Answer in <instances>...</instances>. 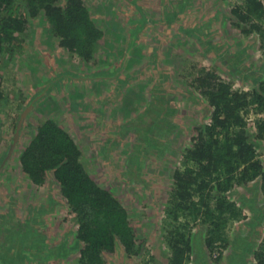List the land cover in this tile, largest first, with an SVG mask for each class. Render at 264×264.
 <instances>
[{
  "label": "rangeland",
  "instance_id": "rangeland-1",
  "mask_svg": "<svg viewBox=\"0 0 264 264\" xmlns=\"http://www.w3.org/2000/svg\"><path fill=\"white\" fill-rule=\"evenodd\" d=\"M82 1L103 32L90 61L58 47L40 17L19 37L21 44L12 51V58L4 59L0 72V90L6 98L0 101V264H17L21 255L23 264H79L82 244L76 241V220L52 173L35 186L18 161L36 122L47 119L72 137L85 171L127 210L136 243L143 244L140 256L127 255L119 245L106 254L107 264H168L163 219L173 171L182 151L192 145L195 128L208 122L206 101L198 89L189 87L190 81L206 69L232 83L234 90H250V81H240L233 69L259 70L264 65V42L255 31L245 33L249 24L240 23L232 13L238 0ZM141 17L152 23L145 22L130 62L124 65L123 58H129L126 46L131 45L133 30H140ZM240 52L241 63L234 59ZM59 75L65 76L57 79ZM45 91L29 110L6 159L15 131L12 126L33 96ZM151 94H168L175 110L168 115L173 126L155 136L157 147L146 140L151 114L139 116ZM257 118L261 117L253 114L247 119L252 135ZM261 156L264 163V148ZM237 191L250 197L243 188ZM263 199L258 193L257 204ZM245 213L246 219L232 226L238 235L252 217ZM258 231L261 243L264 218ZM29 240L34 248L43 247L41 260L38 249L31 251L37 257L33 258L26 247Z\"/></svg>",
  "mask_w": 264,
  "mask_h": 264
},
{
  "label": "trees",
  "instance_id": "trees-1",
  "mask_svg": "<svg viewBox=\"0 0 264 264\" xmlns=\"http://www.w3.org/2000/svg\"><path fill=\"white\" fill-rule=\"evenodd\" d=\"M187 1L181 0L182 3ZM232 13L240 23L249 24L245 33L255 31L264 42V0H238ZM37 17L46 23L48 33L58 47L84 62L93 58L103 32L82 0H0V72L4 59L12 58V51L21 44L19 37L27 33L30 22ZM139 20L143 23L140 30H133L134 38L125 49L129 58H123L124 65L130 62L143 25L146 21L152 23L145 17ZM241 54L234 57L239 63ZM236 68L234 74L242 82L249 80L250 90H234L232 83L219 79L217 74L206 69H200L190 81L189 87L198 89L206 101L208 122L195 128L192 145L182 151L180 164L173 171L163 219L168 264H187L189 260L196 261V264L218 262L228 246L232 250L227 257L228 263L237 264L248 250L247 244L244 245L248 239L238 234L231 239L229 234L233 224L246 219L245 210L254 216L253 227L263 221L264 199L262 204H257L256 200L258 193L264 197L261 156L264 148V65L257 71ZM119 69H114V76ZM63 76L59 75L57 79ZM47 93H43L39 100ZM153 96H149L145 111L139 116L151 114V122L145 128L146 135H149L146 140L147 144L157 147L155 136L166 134L165 130L173 126L168 115L175 110L168 94ZM4 100L6 98L0 90V101ZM253 114L261 117L254 120L255 135L250 133L247 121ZM17 122L12 128H16ZM36 126L18 161L22 172L35 186H41L47 173H52L76 220V241L82 244L78 249L79 264H107L106 254L113 253L119 245L127 255L140 256L143 244L136 243L129 213L110 191L99 187L89 177L72 137L51 119L36 122ZM239 188L249 191L250 197L238 192ZM259 205H263L261 209ZM30 240L26 247L33 252L39 247L34 248ZM263 244L264 238L252 264H264ZM260 246L263 247L260 249ZM42 249L36 251L40 260L43 258ZM145 254H142L143 258ZM37 257L33 254V258ZM19 259L17 264H23L22 255Z\"/></svg>",
  "mask_w": 264,
  "mask_h": 264
},
{
  "label": "crops",
  "instance_id": "crops-1",
  "mask_svg": "<svg viewBox=\"0 0 264 264\" xmlns=\"http://www.w3.org/2000/svg\"><path fill=\"white\" fill-rule=\"evenodd\" d=\"M262 146H264V144H262ZM262 204V203H261ZM260 206V205H259ZM249 212V211H247ZM251 213V212H250ZM257 216V214L255 215ZM254 216L250 217V221H246L245 223L246 224H243V232L242 235L244 237H246L248 240H247V246L246 248L248 250H245V255L244 257H242V259L238 260L237 261V264H252L253 262V258L255 257V252L259 249V237L261 236V234H259V231H258V226L256 225V227H254L253 229V226L251 224L252 220H253ZM236 223H239V222H236ZM249 223V224H248ZM234 228L231 229V233L230 234H236L235 231L232 232ZM238 233V232H237ZM229 234V235H230ZM260 235V236H259ZM236 235L232 236L231 239H233ZM232 241V240H231ZM2 241H0L1 243ZM263 247V246H262ZM260 246V249L262 248ZM73 249V248H72ZM231 248L230 246H228V248L224 251V255H223V258H221L218 262H211V261H207V262H201L199 264H230L228 263V260H227V257L229 254H231ZM225 256V257H224ZM192 263L191 264H196L197 262L192 260L191 261ZM187 264H190V263H187Z\"/></svg>",
  "mask_w": 264,
  "mask_h": 264
},
{
  "label": "water",
  "instance_id": "water-1",
  "mask_svg": "<svg viewBox=\"0 0 264 264\" xmlns=\"http://www.w3.org/2000/svg\"><path fill=\"white\" fill-rule=\"evenodd\" d=\"M40 96L41 95H38L37 97H34L32 99V101L28 104V106L21 113V115H20V117L18 119L16 128H15V131H14V135H13V138H12V142H11V144L9 146V149H8V153H7L6 159H8L10 157V155L12 154V152H13V150L15 148V145L17 143V139H18V136H19V131H20V128L22 126V123H23L25 117L27 116L29 110L34 105V103L40 98Z\"/></svg>",
  "mask_w": 264,
  "mask_h": 264
},
{
  "label": "built area",
  "instance_id": "built-area-1",
  "mask_svg": "<svg viewBox=\"0 0 264 264\" xmlns=\"http://www.w3.org/2000/svg\"><path fill=\"white\" fill-rule=\"evenodd\" d=\"M249 120H251V119H249Z\"/></svg>",
  "mask_w": 264,
  "mask_h": 264
}]
</instances>
